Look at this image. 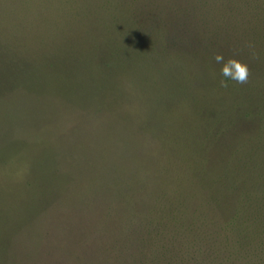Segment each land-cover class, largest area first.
I'll list each match as a JSON object with an SVG mask.
<instances>
[{
    "label": "rangeland",
    "instance_id": "374dc122",
    "mask_svg": "<svg viewBox=\"0 0 264 264\" xmlns=\"http://www.w3.org/2000/svg\"><path fill=\"white\" fill-rule=\"evenodd\" d=\"M4 1L17 8L0 16V264H115L128 211L165 219L167 179L218 176L244 195L201 188L215 208L193 193L188 227L216 238L214 219L245 204L259 222L229 233L226 264H264V47L200 31L190 0ZM217 53L246 63L247 83L221 86Z\"/></svg>",
    "mask_w": 264,
    "mask_h": 264
},
{
    "label": "trees",
    "instance_id": "16d2710c",
    "mask_svg": "<svg viewBox=\"0 0 264 264\" xmlns=\"http://www.w3.org/2000/svg\"><path fill=\"white\" fill-rule=\"evenodd\" d=\"M192 3L195 1V10L200 9L201 15L195 21L196 26L204 32V30H209V24L213 25V29L217 32L228 36L234 37L237 40H242L243 36L246 40L245 42H250L252 45L261 44L264 47V16L258 15L259 4L256 0H244L237 6L234 10L229 7L228 4L224 3L225 0H190ZM14 2V1H13ZM4 3L8 6V12H15V4L11 6L8 2L0 0V16L4 11ZM163 6H168L171 2L170 0H163ZM19 2L18 5L19 6ZM12 8V9H11ZM248 10L257 12L253 16L247 17H237L236 10ZM264 10V7H263ZM184 16V15H183ZM201 21H206L202 25H199ZM240 35L238 38L237 36ZM125 67V66H124ZM208 166V163H206ZM222 166V165H221ZM163 167V166H161ZM218 165L212 169L213 171L219 172L216 170ZM206 170V168H205ZM209 176L208 172L206 171ZM203 178V177H202ZM204 179V178H203ZM234 181V180H233ZM230 181L228 178H219V176L214 180H202L200 183H197L193 180H189L188 183L180 181L179 178L167 179V183L164 190L156 194V197L160 194L166 196V193L170 190H176L172 201L164 210H160L159 213L165 212L162 217L165 219H156V214L150 218L146 214L143 216H138V212H129L132 207L133 199H123L126 201L125 212L128 211L130 215V220L124 223V227L121 231L126 229L131 231L126 233L123 237V242L117 243L116 250L118 253L114 255L115 264H118L117 259H121V262L124 263L128 258L131 259V264H226L228 261L231 262V259H227L231 248L233 240L231 237L236 234L243 232V222H259L256 217H249L248 214L250 211L246 210L245 204L231 210L225 218L214 219V222H225V225L222 227L216 225L212 228L217 234L216 238H210L208 235L207 238H198L196 231L193 232L188 226L194 222L195 214H199V207L194 211H190L189 204L191 200H195L193 193L201 192V188L210 186L212 183L218 185L224 184L227 185L228 189L233 194L241 197L244 195L243 186L234 181L235 186H230ZM191 185L196 187L195 191L191 189H186L185 192L181 193V190L185 189L186 185ZM222 187V186H221ZM187 188V187H186ZM178 194V195H177ZM183 195V196H182ZM249 196V195H248ZM201 197L206 199L203 202H211L215 208V200L212 199V194H203ZM182 200L180 201V199ZM254 198V197H253ZM171 201V199L169 200ZM200 203V205L202 204ZM257 203V200L254 198L252 205L254 206ZM199 204L197 203L196 206ZM199 205V206H200ZM245 207V208H244ZM134 215L137 219H142L145 222H135L134 217L131 219V216ZM202 216V215H201ZM204 219L205 216H202ZM156 220H154V219ZM212 222H210V225ZM118 227V226H117ZM222 233V234H221ZM233 233V234H232ZM137 234H142L141 236H136ZM237 242V241H236ZM118 244H121L118 247ZM129 245V246H128ZM129 249H132L131 252ZM225 252V253H224Z\"/></svg>",
    "mask_w": 264,
    "mask_h": 264
},
{
    "label": "clouds",
    "instance_id": "9594fccd",
    "mask_svg": "<svg viewBox=\"0 0 264 264\" xmlns=\"http://www.w3.org/2000/svg\"><path fill=\"white\" fill-rule=\"evenodd\" d=\"M214 60L220 65L221 86H227L228 81H234L237 84H245L249 78L248 65L237 58L225 57L217 53Z\"/></svg>",
    "mask_w": 264,
    "mask_h": 264
}]
</instances>
